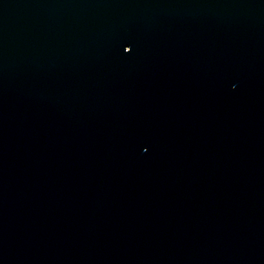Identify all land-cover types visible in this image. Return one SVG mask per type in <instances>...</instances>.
I'll return each mask as SVG.
<instances>
[{
  "label": "water",
  "instance_id": "water-1",
  "mask_svg": "<svg viewBox=\"0 0 264 264\" xmlns=\"http://www.w3.org/2000/svg\"><path fill=\"white\" fill-rule=\"evenodd\" d=\"M0 264H264V0H0Z\"/></svg>",
  "mask_w": 264,
  "mask_h": 264
}]
</instances>
